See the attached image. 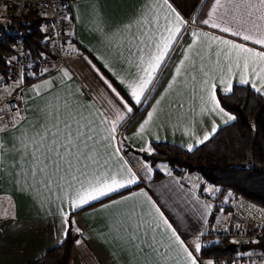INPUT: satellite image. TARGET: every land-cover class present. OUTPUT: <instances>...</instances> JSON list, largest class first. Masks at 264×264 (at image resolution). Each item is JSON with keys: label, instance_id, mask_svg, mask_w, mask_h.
<instances>
[{"label": "crops", "instance_id": "0c3cea01", "mask_svg": "<svg viewBox=\"0 0 264 264\" xmlns=\"http://www.w3.org/2000/svg\"><path fill=\"white\" fill-rule=\"evenodd\" d=\"M153 2L155 0H72L69 4L72 22L70 53L64 62H56L50 69L35 66L23 82L8 83L2 88L0 101L21 87L25 104L19 111L20 115L15 117L16 122L0 132V142L7 149L0 159V264H27L60 245L67 235L61 223V209L69 212L70 219L75 220L71 229L78 235L69 264L182 262L183 255L176 245L167 249L166 246L171 243L170 232L162 222L155 232L147 226L137 227L142 220L151 222V226L155 227L158 219L145 197L133 196V193L142 190L197 257L198 264H208L209 261L222 264L221 260L202 257L201 250L197 253L194 249L196 242L202 247L203 240L214 229L220 233L230 232L231 242L256 240L255 231L264 224L263 208L235 195L215 206L208 196L219 187L208 183L198 172L179 173L167 161L153 162L144 157L142 153L148 151L142 149L168 143L186 150L191 144L193 150L201 145L197 144V138L202 139L205 132L211 131L213 121L218 125L217 131L233 122L224 124L214 113L202 114L200 111V96L203 94L200 82L204 79L200 69L203 64L205 71H210V65L216 61L215 45L211 50L197 45L188 54L189 60L185 61L181 74L176 76L185 50L193 42V31L208 32L256 49H260V46L202 23L208 18L215 0H169L187 23L182 29V37L170 50L142 103L137 105L117 75L126 79L135 75L140 54L138 47H143L139 44V36L149 28L155 30V24H134L131 31L123 26L151 8ZM221 11L231 14L230 8ZM160 23H164L163 12ZM65 71L68 76L64 75ZM193 77L196 79L193 80ZM105 80L133 108L125 121L118 125L114 142L121 149L119 155L123 161L113 157L111 167L118 170L127 161L137 174V183L72 212L64 199L67 194L73 193V188L68 186L71 177L64 181L54 178L50 189H45L38 182L33 188L31 175H23L31 167V147L28 149L29 155L22 161L21 151L18 150L21 149L19 138L26 136L30 141L35 132L42 130V125L50 127L55 123L57 116L61 120L69 116L91 119L97 127L104 118L100 113L112 119L114 113L109 101L117 104L118 101ZM215 83L220 100L221 96L227 94L222 90L219 73L216 74ZM170 84L172 87H169ZM236 85H242L238 72L232 79V90ZM247 86L251 87L250 84ZM157 101L160 103L157 104ZM153 107L156 108L153 120L143 133L138 134L140 125ZM107 153L111 155L112 149H108ZM104 158L107 159V155ZM161 162L167 164L162 165ZM144 164H148L152 171L148 172ZM39 179L38 176L37 181ZM123 197L132 198L112 204V201L122 200ZM233 237L239 239L233 240ZM227 264L246 263L233 257ZM259 264H264V261Z\"/></svg>", "mask_w": 264, "mask_h": 264}, {"label": "snow or ice", "instance_id": "6c2138e0", "mask_svg": "<svg viewBox=\"0 0 264 264\" xmlns=\"http://www.w3.org/2000/svg\"><path fill=\"white\" fill-rule=\"evenodd\" d=\"M228 8H230L231 14L228 11H221ZM161 12H163V24L160 23ZM150 15L151 19H149ZM194 22L195 18L193 19ZM186 23L187 21L169 3V0H162V2L155 0L151 8L142 12L133 22L123 26L125 30L131 31L134 24H155V30L149 28L139 36V44L143 47H138L140 54L135 65L137 68L135 75L131 79H126L114 73L120 83L126 87L135 104L142 103V98L145 97L149 86L153 84L170 50L182 37V29ZM202 23L213 29H219L223 33H230L243 41H250L252 44L260 46V49H256L244 43L210 35L208 32L193 31L191 33L193 42L185 50L184 59L181 60L180 66L176 69V76H179L185 66V61L189 60L188 54L197 45L206 47L209 50L215 45V63L210 65V71H205L203 64L200 69L204 76V79L200 82L203 93L200 96V111L202 114L214 113L220 117L224 124H228L235 121L237 117L226 111L217 98L215 83L217 73H219V82L223 85L222 90L225 94L232 92V79L238 72L240 84H250L255 92L264 95V0H215L208 18L203 20ZM130 63L132 62L130 61ZM64 75L68 76L69 74L65 71ZM195 79L193 77V80ZM105 84L114 93L118 104L109 101L114 113L113 118L109 119L103 112L100 113L104 117L100 121V127H97L91 119L83 117L77 119L69 116L68 119L61 120L57 116L55 123L50 127L47 124L42 125V130L35 132L30 141L26 136L19 138L21 149L18 150L21 151L22 161L25 156L29 155L28 149L31 147L29 161L31 167L23 175H31L34 181L33 188L35 183L38 182L45 189H50L54 178L64 181L66 178L71 177L68 186L73 188V193L67 194L64 199L67 200L72 212L137 183V174L128 166L127 161H124L118 170H113L111 167L113 157L123 161V157L119 155L121 149L116 147L114 142L116 141L118 125L125 121L133 108L110 82L105 80ZM169 87H172V84ZM159 103L157 101V104ZM155 112L156 108L153 107V111L148 113L147 118L140 125L138 134L145 131L153 120ZM19 115V112L15 114L13 123L16 122L15 117ZM0 120H2V117H0ZM103 125L108 126L105 128L102 127ZM6 128L7 125L0 127V132L5 131ZM217 129L218 125L213 121L211 131L205 132L202 139L197 138V144H203L209 140ZM192 148L193 146L189 144L188 150L191 151ZM108 149H112L111 155H108ZM143 150L152 151L150 147ZM5 151H7L5 145L0 142V159H2ZM106 155L107 159L104 158ZM143 167L148 172L152 171L148 164H144ZM38 176L40 179L37 181ZM76 184L79 187H74ZM25 186L27 187L26 180ZM133 196L145 197L152 205L158 218L155 227L151 226V222L143 220L137 227L147 226L155 232V229L159 228L162 222L164 228L170 232L169 240L171 243L166 246L167 249H171L174 244L177 246L179 253L183 255V261L177 260V264H198L197 257L193 255V252L177 235L176 230L164 218L160 209L152 203L148 194L142 190L139 193H133ZM131 198L123 197L122 200L112 201V204H120ZM110 206L104 205V207ZM60 216L66 235L76 222L70 219L69 212L63 209L60 210ZM76 231L80 232V229L76 228ZM153 240H155V237H153ZM160 243L163 244V241ZM194 249L197 253L200 252L201 245L199 242L194 244ZM208 264H213V262L209 261Z\"/></svg>", "mask_w": 264, "mask_h": 264}, {"label": "trees", "instance_id": "16d2710c", "mask_svg": "<svg viewBox=\"0 0 264 264\" xmlns=\"http://www.w3.org/2000/svg\"><path fill=\"white\" fill-rule=\"evenodd\" d=\"M45 50L42 15L17 4L0 5V73L8 76L12 57L26 52L38 56ZM220 101L237 119L209 140L191 151L168 143L154 144L151 152L142 154L153 162H169L179 173L198 172L208 183L228 188L231 196H240L264 209V96L247 85H236ZM255 232L256 240L241 242L240 252H264V224ZM77 238L70 228L60 245L27 264H69ZM230 243V237L214 238L209 233L203 240L201 256L230 261L240 253L229 250Z\"/></svg>", "mask_w": 264, "mask_h": 264}, {"label": "built area", "instance_id": "2783aa9c", "mask_svg": "<svg viewBox=\"0 0 264 264\" xmlns=\"http://www.w3.org/2000/svg\"><path fill=\"white\" fill-rule=\"evenodd\" d=\"M72 0H0V5L17 4L26 9H34L43 18V29L47 50L38 56L31 53H21L12 57L9 61V74L4 76L0 73V93L2 88L8 83L23 82L25 76L31 72L35 66L42 69H50L56 62L63 63L65 57L70 53V35L72 22L67 6ZM25 104V97L22 88H17L10 92L7 99L0 101V126L11 125L13 116L21 111ZM231 191L220 188L212 195L208 196L209 201L215 206L225 202L231 195ZM214 238L223 235L230 236V232L220 233L214 229L210 232ZM234 260L243 261L246 264H259L264 261V252L259 250L247 251L234 256ZM222 264H227V258L221 259Z\"/></svg>", "mask_w": 264, "mask_h": 264}, {"label": "water", "instance_id": "95a60500", "mask_svg": "<svg viewBox=\"0 0 264 264\" xmlns=\"http://www.w3.org/2000/svg\"><path fill=\"white\" fill-rule=\"evenodd\" d=\"M229 250H232L234 252H240L241 251V244L238 242H231L228 246Z\"/></svg>", "mask_w": 264, "mask_h": 264}, {"label": "rangeland", "instance_id": "374dc122", "mask_svg": "<svg viewBox=\"0 0 264 264\" xmlns=\"http://www.w3.org/2000/svg\"><path fill=\"white\" fill-rule=\"evenodd\" d=\"M161 163H163L162 165H166L167 163H165V162H161ZM233 240H238L239 238L238 237H233L232 238ZM251 251H253V250H251Z\"/></svg>", "mask_w": 264, "mask_h": 264}]
</instances>
